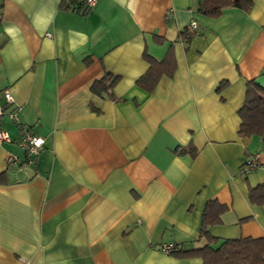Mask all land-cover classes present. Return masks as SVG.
Instances as JSON below:
<instances>
[{"label": "crops", "instance_id": "1", "mask_svg": "<svg viewBox=\"0 0 264 264\" xmlns=\"http://www.w3.org/2000/svg\"><path fill=\"white\" fill-rule=\"evenodd\" d=\"M72 1L0 0V104L8 89L23 127L44 139L32 164H6L24 155L4 118L0 264H202L160 247L204 246L212 200L226 210L209 235L264 236V204L248 200L264 183V138L237 133L246 81L264 85V0L216 18L197 0H96L85 14ZM169 49L173 75L139 87L144 54L160 61ZM105 74L115 83L93 94ZM189 145L195 156L180 152Z\"/></svg>", "mask_w": 264, "mask_h": 264}, {"label": "trees", "instance_id": "2", "mask_svg": "<svg viewBox=\"0 0 264 264\" xmlns=\"http://www.w3.org/2000/svg\"><path fill=\"white\" fill-rule=\"evenodd\" d=\"M198 13L209 18L219 17L222 11L228 7H236L250 10L251 0H197ZM77 12L85 14L87 10L82 8L81 0L72 1ZM193 34L187 29L180 34L181 38L188 41ZM145 59L149 67L137 80L136 84L147 92H151L162 75L172 76L176 63L172 51L169 49L162 60L158 61L147 54ZM117 76L105 74L101 80L91 86V92L96 95L106 93L115 83ZM221 86H219L220 88ZM240 118L237 133L240 136L258 135L264 138V85H260L255 79L246 81V91L243 104L237 111ZM180 152H188L195 156L197 150L189 145L180 149ZM0 182L1 178H0ZM248 200L253 205L264 204V183L248 189ZM226 210V206L212 200L206 203L203 213L199 237L205 238L206 244L200 248L188 251L174 249L168 253L180 256H197L202 264H264V236L262 237H238L232 239L217 240L209 235L210 226L220 223V216Z\"/></svg>", "mask_w": 264, "mask_h": 264}, {"label": "built area", "instance_id": "3", "mask_svg": "<svg viewBox=\"0 0 264 264\" xmlns=\"http://www.w3.org/2000/svg\"><path fill=\"white\" fill-rule=\"evenodd\" d=\"M81 2L84 5L85 9L89 10L95 5L96 0H81ZM195 27L196 22L194 20H191L187 28L188 32L192 34ZM1 97L3 103L0 104V143L8 144L13 142L8 130L4 125V118L6 117L20 130V138L15 143L18 148L23 151L24 155V158L20 159L16 154L9 152L5 157V163L8 165H16L20 163L30 165L38 156L44 143V139L41 136L33 133L29 128L23 127L20 122L19 108L13 105L14 101L8 89L1 90ZM256 166V160L249 159L241 167V170L244 173H247L250 170L254 169ZM174 249L175 248L172 244L162 245L160 247V250L166 253Z\"/></svg>", "mask_w": 264, "mask_h": 264}]
</instances>
